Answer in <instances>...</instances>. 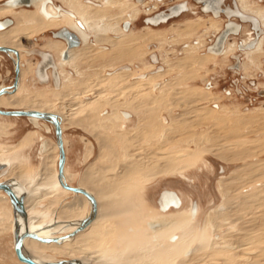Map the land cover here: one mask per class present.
Listing matches in <instances>:
<instances>
[{"label": "rangeland", "instance_id": "rangeland-1", "mask_svg": "<svg viewBox=\"0 0 264 264\" xmlns=\"http://www.w3.org/2000/svg\"><path fill=\"white\" fill-rule=\"evenodd\" d=\"M120 3L115 5L118 10L122 5ZM112 8L108 7L105 13L122 19V11L127 6L119 12H111ZM207 23L208 20L204 24L197 21L194 14L183 15L158 28L154 27L160 30L147 36L120 39L124 44L136 47V56L115 57L116 45L104 51L88 45L71 61L75 62L77 68L64 69L65 75L69 74L71 80L62 89H57L52 82L31 78L30 74L25 76L28 69L21 72L25 77L15 95L23 99L46 101L53 111H58L63 103L67 107L77 106L78 101L93 98L96 91H104L94 104L96 106L92 109L90 123L84 119L86 108L74 115L75 118H82L80 122H61L66 181L84 188L81 184L83 173L96 171L94 176L97 185L92 186V191L99 201L98 217L96 225L86 233L103 237L105 248L110 251L102 261L99 260L100 264H179L183 261L224 264L220 250L231 249L225 250V254H229L234 248L235 252L239 250V254L234 257L232 264H251L254 258L264 264V219H256L260 213H264V192L260 194L258 190L264 185V173L257 174L260 177H254L247 183L236 182L231 189L228 187V202L224 200L226 203L218 192L221 182L229 178L236 181L237 176L240 178L244 174L242 169H238L239 166L264 162V108L259 104L261 98H253L252 102L246 103L241 97L233 96L232 100L225 101L219 93L213 94L203 88L207 75L213 71L220 73L228 62V57L215 60L211 56L202 57L205 54L203 46L192 49L193 55L184 51L183 45L187 42L192 44L199 32L209 26ZM139 24L127 34L147 33L150 30ZM165 29H169L166 33L169 39L164 40L161 49L157 42L163 40L162 35L165 37ZM47 34L48 31L44 32V36ZM25 41L29 45L30 39ZM159 50L165 51L162 60L168 64L157 63V66H161L157 69L164 74L136 86L134 73L127 72L128 75L123 74L111 90L107 89L110 80L108 74L116 71L113 68L116 65L134 64L136 73L144 72L146 75L155 72L156 68H148L146 57L148 59L150 51L157 54ZM0 54V86L11 88L14 63L5 52ZM188 54L192 55V59L180 60ZM24 57L29 63L36 61L34 54ZM260 59L264 62V57ZM260 68L264 70V66ZM255 69L249 66L247 73L258 77L254 73ZM256 77L258 83L264 82V76ZM154 82L160 86L154 88ZM87 87L92 89L82 93ZM142 93L158 101L156 109L150 112L152 119L145 115L143 117L134 103L136 99H143L145 95ZM191 97H194L193 101ZM214 97L217 99L216 107L209 104ZM0 108L29 110L25 106ZM122 111L129 112L130 117L123 116ZM113 112L118 114L117 118ZM36 126L25 116L0 114V149H8L0 153V160L16 167L20 178L26 180L32 175L43 173L41 163L44 156L49 163L48 170H57L58 149L41 153L45 142L56 144L53 125L39 119ZM257 145H260L259 148ZM239 173L240 176L237 175ZM3 180L4 177L0 178V181ZM167 187L175 189L183 203L186 195L189 198L186 204L163 213L158 208L157 200L161 191L171 190ZM246 192L256 194L257 202L251 201L245 207L240 204L239 195ZM77 195L62 188L57 189L54 195L34 202L29 212L40 218L42 226L53 224L52 236L65 235L76 228V225H68V220H84L91 212V203L84 196L82 208L61 215L63 204ZM131 197L135 200L132 201ZM195 203L198 209L192 217L190 210ZM6 206L11 216V205L7 202ZM230 206L238 208L230 211ZM161 214H172L168 218L174 219V223L165 228L163 236H157L147 225L150 221L159 220ZM207 216L212 217L213 230L206 224ZM185 220L190 222L187 228L190 238L172 250L174 258L169 262L167 249L175 241L171 240V236L182 235L183 230L180 228ZM257 234L262 239L251 238ZM12 238L8 230H0V264H21L13 251ZM233 238L240 239L241 247L230 246L228 241ZM80 251L78 256L84 259L81 247ZM44 253L49 256V260L70 259L68 256ZM187 255L191 258L187 259ZM94 256L90 259L95 262Z\"/></svg>", "mask_w": 264, "mask_h": 264}, {"label": "flooded vegetation", "instance_id": "flooded-vegetation-1", "mask_svg": "<svg viewBox=\"0 0 264 264\" xmlns=\"http://www.w3.org/2000/svg\"><path fill=\"white\" fill-rule=\"evenodd\" d=\"M0 1V32H5L13 27H21L24 29L35 27V19L32 16L33 14H36L41 21L46 23L45 28L37 30L28 37H21L19 39L20 45L17 47L0 45L16 50L15 52L11 50L5 51V54L12 58L13 63L17 61L18 57L20 66L18 86L15 90L8 91L0 96L13 93L16 94L20 85L23 83L24 77L28 74L32 75L31 78H36L41 82H52L57 89H60L62 83L60 68H77L73 63L61 65L62 62L64 63L69 60L72 50L77 51L83 47L85 48L88 45H92L96 47V49L98 48L100 51H104L108 50L111 45H116V49L120 47H126V49H129V53L125 56H136L138 55L136 54V47L127 43L124 44L123 41H121L122 38L127 36H147L154 31H159L160 29L156 28L169 23L170 20L179 18L183 15L194 14L196 15L197 21L203 22L204 24V21L208 20L207 24H209L208 27H204V29H202L197 35L196 40L199 44L203 45V51L205 47V54L201 56H211L214 60L219 57L225 59L228 57V62L224 65V68L220 73L217 74L213 71L207 75L208 77L206 81L202 84L203 88L211 91L213 94L219 93L221 99L225 101L232 100L233 96L241 97L246 100L244 101L246 103L252 102L253 98L254 100L255 98H261L259 104L261 108H264V82L258 83L254 78L256 77L255 75L252 77L247 73V68L253 66L257 68L254 70V73L258 75L256 79L264 76L262 72L264 70L260 68L261 66H264V62L260 59V57H264V0ZM75 1L77 4H75ZM117 2H121L120 4H122L119 6L120 10H123L124 6H127V8L124 9L125 11H122V19H119V16L116 18L112 17V14L105 13L108 7H114L110 10L111 12H119L120 10L115 7ZM32 7L35 8V10H31ZM6 8L9 9L7 12L2 11ZM76 8H83L84 21L78 15ZM15 10H18V12H15ZM190 12L192 14H190ZM9 14H12L14 20ZM1 16H4L5 18H1ZM94 16L100 17L101 19L97 20ZM154 16H156V21H158V23H147V19ZM60 23L63 24L58 25ZM137 24H139L140 27L149 28L150 30L147 33L140 32L139 34H127L132 31ZM89 25H92L94 29L90 28ZM53 26L56 27L53 28ZM165 30V37L162 35L163 42L161 40L157 42L159 48H161L160 45L164 43V40L166 41L169 39L166 34L169 29ZM46 31H48V34L44 36V32ZM66 31L72 34L76 33L74 34L77 41L75 46H68V39L64 36ZM82 31H84V34ZM104 36L109 37V39H105ZM238 36H240V38L234 41ZM100 38L103 40L99 41ZM23 39H30L29 45L25 44ZM211 42L213 47L210 50L211 52H207L206 47L209 48L208 45ZM198 46L200 47L201 45ZM198 46L187 42V47L184 51L193 55L191 52L192 49ZM115 51L117 50H114V52ZM164 52V50H159L158 54L161 62L166 65V62L162 60ZM32 54L36 56V61L29 63L24 56ZM155 55V53L150 51L148 53V59L146 57L148 62L145 61L148 64V68L153 69L154 67L156 68V71L149 75H145L144 77H135V82L137 80L146 81L149 76L163 74L162 70H157L160 66H157L159 60L156 59ZM192 55L188 54L185 57L180 58V60L185 61V59H187L188 61L192 59ZM141 63H143V61H141ZM135 67L134 64L130 63L116 65L113 67L116 68V71L110 72L108 76L114 73H119L120 71L135 74L136 72L134 70L128 69ZM113 68L111 69L113 70ZM26 69L29 71L23 77L21 72ZM261 74L263 76H261ZM159 86L160 84H154V88H158ZM1 88L6 89L8 87L6 85H1L0 90ZM12 88L13 87L8 89L11 90ZM216 103V97L209 101V104L212 105H216ZM123 113L127 114V117H130L129 112ZM25 117L27 118V116ZM196 210L197 207L193 216H195ZM190 211L192 216V208ZM157 223L158 225L154 227L152 231L162 226L160 219H157Z\"/></svg>", "mask_w": 264, "mask_h": 264}, {"label": "bare ground", "instance_id": "bare-ground-1", "mask_svg": "<svg viewBox=\"0 0 264 264\" xmlns=\"http://www.w3.org/2000/svg\"><path fill=\"white\" fill-rule=\"evenodd\" d=\"M78 6H76V7H78ZM82 9L81 8H76V11H77L78 15L84 21V11ZM8 10L9 9L6 8V9H4L2 11L7 12ZM32 16L35 19V27H31L29 29H24V28H21V27H13V28L5 31V32H0V45H10L12 47H15V46L17 47V46L20 45L19 44V39L21 37H28L29 35H31L32 33L36 32L37 30H40V29L46 27V23L44 21H41L40 18L38 16H36V14L35 15L33 14ZM156 16H154L155 18L152 17L150 19H147V23H152V24L158 23V21H156ZM94 18L97 19V20L101 19L100 17H97V16H94ZM89 27L93 28L92 25H89ZM82 33L84 34V31H82ZM74 34H76V33H74ZM100 40H103V39L100 38L99 41ZM192 44L193 45H197V46L198 45L203 46L202 44H199L197 42V40H194ZM208 46H209V48L206 47V49H207L206 51L207 52H211L210 50L213 47L212 42ZM0 47L8 48V49H6L4 51L2 50L0 52H5V51H8V50H11L13 52L16 51L13 48L4 47V46H0ZM183 47L186 48L187 44H184ZM84 49L85 48L83 47V48H81V49H79L77 51H73L72 50L69 60L67 62H64V63L60 62L61 65L71 63L72 59L76 58L80 54V52H81L80 50H84ZM125 49H126V47L117 48L116 49L117 51L114 52L115 56L116 57H123V56L127 55L129 53V49H126V50ZM204 49H205V47H204ZM73 54H75V55L73 56ZM131 55H132V53H131ZM155 56H156V59H158L160 61V63H162L158 53ZM248 57H249V55H248ZM185 60L187 61V59H185ZM15 63L18 64V72H17V75H16V84L11 90L6 88L5 92H1L0 95L6 93L8 91L15 90L16 87L18 86L19 76H20V66H19L18 57H17V61ZM73 64L76 66L75 62ZM160 67H159V69H160ZM128 69L135 70L133 68H128ZM60 73H61V77H62V83H61L60 89H62L63 86H65V87L67 86V84L70 82L71 79L69 78V74L65 75L64 68H60ZM123 74H127L128 75V73L126 71H120L119 73H114V74L109 75L108 78L110 80L108 81L109 83H108V86H107L108 88L107 89L111 90L113 88V86L115 85V82H117V80L119 78H122L121 76H123ZM136 74H138L139 76L138 75L136 76ZM136 74H134L133 76H135V77H143V76L146 75V73L144 74V72L143 73L142 72L141 73H136ZM157 76H158V74L149 76L146 79V81H150V80L152 81ZM106 80H108V79H106ZM102 81H104V80H102ZM146 81L137 80L135 82V85L136 86L137 85H142V83H145ZM155 83H158V82H154L153 84H155ZM91 89L92 88L87 87L85 90H83L81 92L82 93H84V92L86 93L87 91H90ZM103 92L101 90L96 91L95 95L93 96V98H87V99L85 98L84 100H80V101H78L77 106H74V107H71L70 105H69L70 107H67L68 105L63 103L61 105V107L58 109V111H53L52 107L46 101H43V102L41 101L40 102V100H38L36 98H31V99L18 98L15 95V93L8 94V95H5V96H0V107L13 108V107H24L25 106V107H28L27 109H30V110H27V111H38V112H44V113L53 114L59 120L60 129L62 130V126H61L62 123L61 122H63V121L73 120L74 122H78V121L80 122V120L82 118L81 119L75 118L74 115L77 114L80 111H83L85 108H86L87 111L85 113V118L84 119H85V121L87 123H90V121L92 120V116H93L92 109H94L95 106H96V105L94 106V104H95V102H96L98 97L103 96ZM58 94L60 95L61 92L58 91ZM142 94L145 95L143 97V99H141V100H137L136 99L134 101V103H135V105H138L137 106L139 108L138 111L142 113L143 117L145 115V116H148L147 117L148 119H150V118L152 119L151 113L153 112L154 108L156 109V107L158 105V101H157L156 98L148 97V95L146 96L147 93H142ZM64 97H65V95H64ZM191 98H192L191 100L193 101L194 97H191ZM129 103H131V102H129ZM148 103L149 104L151 103L152 105H149ZM29 106H30V108H29ZM214 106L216 107L217 104L214 105ZM134 108H136V107H134ZM2 110H5V109H2ZM10 110H26V109H10ZM123 112L124 111H122V114L127 117L128 115L124 114ZM145 112H149V113H145ZM1 115H3V114H1ZM113 115H114L115 118H117V116H118V114L116 112H113ZM6 116H9V115H6ZM27 118L32 121V123H33V125L35 127H37L36 125L38 124L39 119H44V120L50 122L53 125V123L49 120V118L45 119V118H40L38 116H27ZM176 118L177 117H173L172 119H176ZM164 130H166V129H163V131ZM61 139H62V144H63V149H64V142H63L62 133H61ZM258 146H260V145H257V147ZM43 147H44V149H43V151L41 150L42 151L41 153L46 154L47 152L52 151L53 149L57 148V141H56V144H48L47 142H45ZM7 150L8 149H4V150L0 149V153H3L5 151H7ZM237 151L238 150L236 149V153L235 154H237ZM240 152L241 151L239 150V153ZM42 160L43 161H42L41 165H42L43 173H39L37 175H32V177L29 180H26L24 178H20L19 170L16 169V167H13L11 164L9 165L8 163H5L4 161L0 160V165H4V167H5L3 172L0 174V178L4 177L5 180L0 181V182H4L11 189V191L13 192L15 198H17L18 200L21 201V205H22V207H23V209L25 211V217L23 218V216L19 212V205L17 203H11L9 201V196L6 194V192L4 190L0 189V230H8L10 233H12L13 242L21 234H23V232H24V230L26 228H27V231L29 233L34 234L38 238H41L40 240H38V239L30 237V236H25L22 239L21 251H22L23 255H25L26 257H28L30 259H32L35 262L48 263V262L59 261V260H56V259L49 260L48 259L49 256L45 255V253H44V252H49V253L54 254V255L68 256V258H70L69 260H64V259H62V260L67 261L70 264H100L99 260L102 261L103 257L105 256V254L110 253V251L107 248H105V244H104V241H103L104 238L103 237H101V236L100 237H96L95 235H88V233H86L87 231L90 230V228H93L96 225V219L98 217V212L97 211H98V208H99V201H98L96 195L92 191V186L93 185L94 186L97 185L96 184V179H95V176H94V173H96V171H94V170H96V169H94V170L92 169L94 172L88 170V172L86 171L85 173H83L82 178H81V184H83L82 186L84 188H82L80 186H77V187H80V188L86 190L88 193H90L93 196L94 200H95V211L92 212V208H91L90 214L86 217V218H88V223L83 225V227L81 229H79V230H77V231H75L74 233L71 234V232L76 230L77 227L81 224L82 220H80L78 222H72L73 220H68L69 222L67 224L68 225H76V228L74 230H72L71 232L65 234V235L52 236V231H51L52 229L51 228L53 227V224H49L47 226H42L41 225L42 222H41L40 218L38 216L31 215L30 212H29V208L32 207L34 202H36L38 199H41V198H43L45 196L54 195V193L56 192L57 189L60 190L62 188L61 185L58 183L57 178H56L57 170H54V169L53 170L52 169L48 170V164L49 163L47 164L45 156H44V158H42ZM64 168L65 167L63 166V181L65 183H67L68 185H70L66 181V178H65V175H64ZM239 169L243 170V171L241 170L244 173L243 174V177H244V181L243 182L246 181V183H247L251 179H253L254 177H257L258 176L257 174L264 173V162H260L259 161V163H257V162L256 163H253V162L252 163H248V164H246L244 166L239 167ZM241 171H240V173H241ZM240 173L237 174V175L240 176ZM237 175H235V176H237ZM258 177H260V176H258ZM233 178H235V177H233ZM236 178L238 179L239 177L237 176ZM234 181H235L234 179L229 178L228 180H225V181L220 183L219 192L221 194V197H222L223 201L227 197L226 195H227L228 192H226L227 191L226 189L228 187H230L232 184H234ZM235 182H237V180ZM70 186H74V185H70ZM99 187L103 189L102 186H99ZM259 188L260 189H258V190L260 191V194L263 193L264 192V185H261ZM62 189H64V188H62ZM64 190H66V189H64ZM77 194L78 195L76 197H74L73 199H71V200H69V201H67V202H65L63 204L64 208H62V211H61V215L62 216L66 215V213L68 211H73V210H76V209L78 210V209L82 208V203L84 201V198H83L84 196L79 194V193H77ZM255 195L256 194H253L252 192H246V193H243V194L239 195L240 204L242 206L246 207L248 205V203H250L251 201H256V199H255L256 196ZM226 201L228 202L227 199H226ZM7 202L11 205V209L13 210L11 216H9V214L7 212V210H8L7 206H6ZM224 203H226V202L224 201ZM157 204H158L159 210L161 212H163V213L167 212L168 210H170L172 208H178V207H180L182 205L178 194L175 191H173V190H163V191H161L160 194H159L158 200H157ZM195 206H196V203L193 204V206H192V217H194L193 215H194L195 209L197 207V206L196 207ZM91 207H92V205H91ZM236 207L232 208L230 206L229 207L230 211L233 210V209L236 210ZM196 213H197V210H196ZM169 216L168 215H160L158 217V218H160L162 226L157 228V229H154L153 230L154 234H157V236H163V231L165 230V228L167 226H169L170 224L174 223V219H169L168 218ZM226 216H228V215H226ZM86 218H84V219H86ZM256 219H259V220L260 219H264V213H260V215H258L256 217ZM189 224H190V222L188 220H185L183 223H181V228L180 229L183 230L182 231V235H179V236L178 235H173V236H171V240H176V241L172 244V246L169 247V249H167V259H168L169 262H171V260L174 258V254H172V250L177 248L178 246H180L182 241H184L186 238H190L189 235H188L190 233H188V229H187ZM206 224L208 226H210L212 228V230L214 229V224L212 223V217L211 216H207ZM157 225H158L157 221L156 222L155 221H150V222H148L147 226L152 231V229L154 227H156ZM202 235H203V238H204L205 234L203 233ZM244 238H245V235H244ZM251 238H253L255 240L256 239L258 240V238L260 239L261 237H260L259 234H257V235H254ZM244 240H246V239H244ZM239 242H240V239H237V238H233V239H230L228 241V243L231 244L230 246H233V247L234 246L241 247L239 245ZM224 244L226 245V243H224ZM80 247H81V250L82 249L84 250V259L78 256V253L81 252L80 251ZM234 249H233V251H230L231 253H229V254L228 253L225 254V250L228 251V250H231V249H221L220 250V255L224 256L223 257L224 258V264L225 263L232 264V261H233L234 257L237 254H239V252H238L239 250L237 252H235ZM190 254L191 253H189L188 255H190ZM188 255H187L186 258L187 259L191 258V256L188 257ZM93 256L96 259L95 262L92 259H90ZM260 261L261 260H259L258 258H254L251 261L252 262L251 264H260ZM20 263L21 264H27V263L21 262V261H20ZM179 264H193V262L192 261H186V262L183 261V262H180Z\"/></svg>", "mask_w": 264, "mask_h": 264}, {"label": "water", "instance_id": "water-1", "mask_svg": "<svg viewBox=\"0 0 264 264\" xmlns=\"http://www.w3.org/2000/svg\"><path fill=\"white\" fill-rule=\"evenodd\" d=\"M64 36L68 39V46H75L77 44V41H76L74 34L66 31ZM6 49H8V48L0 47V51H2V50L4 51ZM17 72H18V64L15 63L14 64L15 76H14V81L12 83V87H14L16 84ZM1 92H5V88H1L0 93ZM0 114L9 115V116H38L40 118H45V119L49 118V120L53 123L54 135H55L56 141H57V149H58V158H57V164H56L57 181L61 185L62 188L69 190L73 193H79V194L85 196L89 200V202L91 203L92 212H94L95 211V200H94L93 196L90 193H88L86 190H84L80 187H77V186H70L63 181V166H64L65 155H64V149H63V144H62V139H61V129H60L59 120L57 119V117H55L53 114H49V113L38 112V111H27V110H2V109H0ZM4 168H5L4 165H0V174L3 172ZM0 189L4 190L6 192V194L9 196V201L11 203H17L19 205V212L24 218L25 217V211L21 205V201L18 200L17 198H15L11 189L4 182H0ZM87 223H88V218L82 220L81 224L77 227L76 230L71 232V234L74 233L75 231L81 229L83 227V225H85ZM25 236H30V237L36 238L38 240L41 239V238H38L37 236H35L34 234L29 233L27 231V228H26L24 230L23 234H21L13 242V251L15 253L16 258L19 261L25 262L27 264H70L69 262L64 261V260H59L56 262H48V263H39V262H35L32 259L26 257L25 255H23V253L21 251L22 239Z\"/></svg>", "mask_w": 264, "mask_h": 264}, {"label": "crops", "instance_id": "crops-1", "mask_svg": "<svg viewBox=\"0 0 264 264\" xmlns=\"http://www.w3.org/2000/svg\"><path fill=\"white\" fill-rule=\"evenodd\" d=\"M15 12H18V10H15ZM6 15H7V14H6ZM9 15L12 16V14H9ZM4 16H5V15H4ZM4 16H1V18H5ZM12 18H13V16H12ZM13 20H14V18H13ZM60 25H61V24H60ZM25 40H27V39H23V42H26ZM25 50H26V49H25ZM239 167H240V166H239ZM239 167H238V169H239ZM238 169H237V170H238ZM241 178H242V179H241ZM240 179H241V180H240ZM243 181H244V177H243V174H242V176H241L240 178L237 179V183H240V182H242L243 184L246 183V181H245V182H243ZM237 183L234 182V184H232V185L230 186V189H231V187L235 186V184H237ZM167 188H169V189L175 191V192L178 194V196H179V198H180V200H181V204H186L187 198H189L188 195L185 196V199H184V202H185V203H183L180 194H179L175 189L170 188V187H167ZM163 189H164V188H163ZM219 190H220V189H219V187H218V192H219ZM158 193H159V192H158ZM219 195H220V197H221L220 192H219ZM157 196H158V194H157ZM131 198H132V197H131ZM126 199H127V198H126ZM131 200L134 201L135 199L132 198ZM155 205H156V202H155ZM197 206H198V204H197ZM197 209H198V208H197Z\"/></svg>", "mask_w": 264, "mask_h": 264}]
</instances>
